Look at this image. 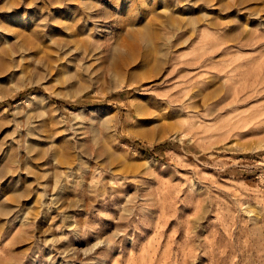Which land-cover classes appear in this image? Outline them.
Here are the masks:
<instances>
[{"label":"rangeland","instance_id":"374dc122","mask_svg":"<svg viewBox=\"0 0 264 264\" xmlns=\"http://www.w3.org/2000/svg\"><path fill=\"white\" fill-rule=\"evenodd\" d=\"M0 264H264V0H0Z\"/></svg>","mask_w":264,"mask_h":264},{"label":"bare ground","instance_id":"6f19581e","mask_svg":"<svg viewBox=\"0 0 264 264\" xmlns=\"http://www.w3.org/2000/svg\"><path fill=\"white\" fill-rule=\"evenodd\" d=\"M137 110H139V111H140V108H139V109H137Z\"/></svg>","mask_w":264,"mask_h":264}]
</instances>
